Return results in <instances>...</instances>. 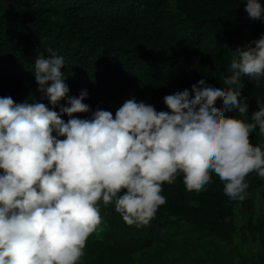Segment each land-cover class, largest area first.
I'll list each match as a JSON object with an SVG mask.
<instances>
[{
	"label": "clouds",
	"instance_id": "obj_1",
	"mask_svg": "<svg viewBox=\"0 0 264 264\" xmlns=\"http://www.w3.org/2000/svg\"><path fill=\"white\" fill-rule=\"evenodd\" d=\"M245 11L264 17L261 0H246ZM253 43L233 50L227 88L201 79L166 95L169 111L129 98L115 116L97 109L90 119L75 115L90 112L88 93L69 95L65 58L53 48L37 56V91L52 109L0 97V264H80L101 230V203L129 226L147 224L166 203L163 184L181 174L199 192L214 173L231 200H244L246 177L264 179V150L251 142L257 129L264 136V105L257 101L250 122L225 113L247 117L242 77H264V36Z\"/></svg>",
	"mask_w": 264,
	"mask_h": 264
},
{
	"label": "trees",
	"instance_id": "obj_2",
	"mask_svg": "<svg viewBox=\"0 0 264 264\" xmlns=\"http://www.w3.org/2000/svg\"><path fill=\"white\" fill-rule=\"evenodd\" d=\"M245 2L0 0V97L39 101L52 109L37 91L34 64L37 56L50 58L46 50L53 48L65 58L61 72L69 95L88 93L84 103L90 112L75 114L78 118L90 119L97 109L115 116L129 98L169 111L163 98L191 91L201 79L227 88L223 77L231 74L233 50L255 47L253 41L264 36V17L250 19ZM241 82L249 113L225 115L250 122L257 101L264 105V77ZM251 142L264 150L258 129ZM245 182V199L231 200L214 173L199 192L188 191L181 174L173 184H163L166 203L147 224L129 226L114 205L101 203V230L88 239L80 264L164 262L178 249L181 254L168 264H182L187 257L193 264H264V212H257L261 201L255 198L264 179L253 172Z\"/></svg>",
	"mask_w": 264,
	"mask_h": 264
},
{
	"label": "rangeland",
	"instance_id": "obj_3",
	"mask_svg": "<svg viewBox=\"0 0 264 264\" xmlns=\"http://www.w3.org/2000/svg\"><path fill=\"white\" fill-rule=\"evenodd\" d=\"M264 191V187L262 188V189H259L258 191H257V193H256V195H255V198L256 199H259V201H261V203H259L258 204V202H257V207H256V210H257V212L259 213V212H264V198H263V195H262V192ZM239 238H240V236L239 235H237V236H235V240H236V242H238L239 241ZM194 241H196V240H194ZM193 241V242H194ZM197 242V241H196ZM223 244H225V243H223ZM201 250V249H200ZM181 252H182V250H176L174 253H171L170 255H169V257H167L166 259H165V261L164 262H157V263H155V262H152V263H146V262H142V263H140V264H168V263H170V262H172V260L175 258V256L176 255H178V254H181ZM180 262L182 263V264H193L192 262H193V260L192 259H190V258H181L180 259ZM203 264H209V262H204Z\"/></svg>",
	"mask_w": 264,
	"mask_h": 264
}]
</instances>
